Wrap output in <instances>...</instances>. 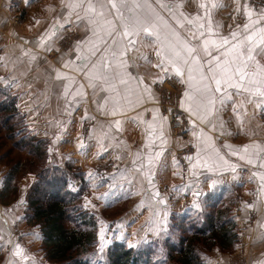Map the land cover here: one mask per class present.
Instances as JSON below:
<instances>
[{
  "label": "crops",
  "instance_id": "0c3cea01",
  "mask_svg": "<svg viewBox=\"0 0 264 264\" xmlns=\"http://www.w3.org/2000/svg\"><path fill=\"white\" fill-rule=\"evenodd\" d=\"M151 2L155 4V0ZM162 2L171 3L173 6L183 2V8L177 10V13L183 11L185 15L191 17L203 16L204 10L198 7V2L206 3L207 0H162ZM219 3L223 6L213 9L211 15L213 25L220 26L218 32L221 36H229L232 31H242L237 25L242 26L246 22L245 6L255 9L256 13L264 11L254 8L247 0H219ZM156 7L160 14L175 26L168 13ZM16 14L19 15V22L13 24L11 18ZM67 14L68 9L61 0H30L27 4L25 0H0V57L4 58L0 61V78H2L0 85L15 94L17 108L24 114L28 130L37 137L47 139L49 151L51 149L50 154L61 161L58 163L73 162L83 171V176L89 185V194L84 198V205L96 208L107 204L125 205V209L115 217H102V223H109L108 229L112 230L111 235L120 240L129 239L128 245L135 246L137 242L152 239L160 231L165 230L169 223L170 211L182 210L188 193L196 191L201 193L191 202L193 207V202L196 201L198 207L194 208H199L202 197L208 191L219 186L229 191L232 186H236L240 193L252 196V200L249 199L245 203L246 207L241 215L247 223L244 226L246 242L240 251L244 256L243 264L264 262V228L260 227L264 224V194L260 192L258 180L250 179L253 172H264V169L254 167L240 160L238 156L229 155L228 150L223 148L225 143L237 148L253 142L264 145V112L258 110L255 104H247V115L243 117V130L237 122L231 105L220 113V117L225 122L223 129L218 127L216 131L209 132L207 125H201L196 121L197 127L203 128L212 137L215 146L221 150L226 159L237 166V169L235 173L226 171L222 174H214L198 167L195 169L197 175L194 176L189 171L188 160L184 158L182 163L176 161L173 149L183 144V141L170 136L166 122L163 125L162 138L159 135V128L155 136L147 137V124L140 123L141 119L152 121L154 108L159 109V116L165 117L159 107L160 96H176L177 107L188 124V140L193 145L195 138L192 131L197 129L189 123L188 113L180 107V98L185 85L179 83V78L176 77L165 79L163 84H152V80L161 74L159 69L152 67V64L158 62L155 47L137 45L139 51H133L127 56L130 67L126 71L132 76L144 78L145 83L152 88L155 102L145 97L144 102L139 106L116 116L108 114L112 107L111 103L103 112L100 111L98 105L103 103L104 97L109 93L100 91V81H93L97 84L95 90L89 87V81L84 75L97 62L100 54L97 53L92 57L85 51L84 45H81L79 55L89 56L83 70L74 71L72 66L63 67L68 61L79 63L76 61L77 43L91 37L86 21L77 24L76 16L73 14L70 22L65 23ZM238 14L242 18L241 21L235 20ZM253 18H257L255 14ZM61 24L63 27H60ZM177 30L182 36H188L184 29ZM209 38L216 39L215 36ZM193 43L198 44L199 41ZM141 54L147 56L151 63L140 59ZM213 54L217 53L213 51ZM201 55L203 56V53ZM261 59L264 61V57ZM57 70L75 78L72 92L83 85L84 95L72 99L66 98L63 95V87L67 81L55 79ZM114 72L115 70L113 74ZM132 86H135V82H132ZM119 90L123 94V86H119ZM241 98L234 97L237 104ZM243 98L246 99V94H243ZM124 107L128 109L127 104ZM240 111L243 113V109ZM138 116L139 119L135 121L132 119ZM116 120L122 122L119 131L114 123ZM221 131L231 135H221ZM147 139L151 142L145 147ZM157 152H160L161 156L154 161L153 186L149 185L147 179L149 169L146 157L149 155L155 157ZM195 153L196 148L192 146L184 157L194 156ZM174 159L177 162L176 166L173 163ZM110 160L117 164L116 168L114 169L113 166L114 170L111 169L104 175L98 173L97 177L93 171L94 166ZM142 164L145 165L143 174L137 171ZM233 176L236 179H233ZM27 179L28 181L22 183L20 187L24 192L31 183L33 175L31 174ZM212 181L217 183L210 188ZM164 188L172 193L171 200L166 197ZM157 191L159 196L154 199L153 193ZM161 199L165 203H159ZM24 201L23 197L17 198L16 206L9 208L13 209L11 214L5 215L0 211V224L5 233H11L9 221L23 224ZM247 205H255V207L249 208ZM248 209L251 212H248ZM26 231L27 237L20 241L5 235L6 238L1 241L0 248L6 246L9 258L7 261L2 260L0 264H44L33 249L42 238L38 226L28 227ZM17 244L24 250L21 257L13 254ZM235 262L232 252H222L216 255L212 264H238Z\"/></svg>",
  "mask_w": 264,
  "mask_h": 264
},
{
  "label": "snow or ice",
  "instance_id": "6c2138e0",
  "mask_svg": "<svg viewBox=\"0 0 264 264\" xmlns=\"http://www.w3.org/2000/svg\"><path fill=\"white\" fill-rule=\"evenodd\" d=\"M29 2L30 0H25L26 4ZM61 3L68 9L65 23L70 22L71 16L75 14L76 23L86 21L87 30L91 33V37L86 41L77 43L76 61L79 63L68 61L63 67L72 66L74 71L83 70L89 56L79 55L81 45H84L85 51L92 57L97 53L100 54L97 62L84 73L89 81V87L95 90L97 84L93 81H100V91L109 93L104 97L103 103L98 105L100 111L103 112L111 103L112 107L108 114L116 116L139 106L144 102L145 97L155 102L152 88L145 83L144 78L132 76L126 71L130 67L127 56L133 51H139L137 45L154 46L158 62L152 64V67L159 69L161 74L152 80V84H163L165 79L176 77L179 78V83L185 85L180 98V107L188 113L189 123L197 129L192 131L195 138L192 146L196 148V153L194 156L185 157L190 164L189 171L194 176L197 175L195 169L198 167L214 174L236 172L237 166L226 159L221 150L215 146L212 137L203 128L197 127L196 121L201 125H207L209 132L216 131L218 127L223 129L225 122L220 117V113L231 105L237 122L243 130V117L247 115V104H255L258 110L264 112V61L261 59L264 57V11L256 13L255 9L245 6L246 22L242 26L237 25L242 31H232L229 36H221L218 32L220 26L213 25L211 15L213 9L223 6L219 0L198 2V7L204 10L203 16L191 17L185 15L183 11L177 13V10L183 8V2L175 6L171 3H163L162 0H155V4L151 0H67V3L61 0ZM156 6L168 13L175 26L160 14ZM254 14L257 18H253ZM57 23L59 24V21ZM60 27H63V24ZM178 28L184 29L188 36H182ZM212 36L216 39L209 38ZM213 51L217 54L214 55ZM139 58L151 63L143 54ZM3 59L0 57V61ZM113 70H115L114 74ZM55 79L67 81L63 87V95L66 98L72 99L84 95L83 85L75 92L71 91L75 83L74 77L57 70ZM132 82H135V86H132ZM119 86H123V94ZM243 94H246V99L243 98ZM234 97H242L239 104ZM125 104L128 105V109H125ZM152 113V121L141 119L140 123L147 124V137L155 136L159 128V135L162 138L163 125L167 118L159 116L158 108L152 109ZM132 119L135 121L139 116ZM114 123L119 131L122 122L116 120ZM220 134L231 135L224 131ZM150 142V139H147L145 147H148ZM223 148L228 150L229 155L238 156L240 160L264 169V145L253 142L237 148L225 143ZM160 156L161 153L157 152L155 157L151 155L146 157L149 185L154 186L155 172L152 169L155 166L154 161ZM133 163L135 164V161ZM173 163L176 166L175 159ZM144 168L145 165L142 164L137 171L143 174ZM252 178L258 180L260 192L264 194V172L255 171L251 174L250 179ZM233 179L236 177L233 176ZM216 183L217 181H212L209 187L212 188ZM193 195L198 197L201 193L196 191ZM158 196V191L153 193L154 199ZM158 202L165 203L162 199ZM193 207H198L196 201L193 202ZM247 207L252 208L255 205H247ZM164 215L166 217L167 213L165 212ZM260 227L264 228V224ZM103 232L104 230L101 229L99 249L101 252L107 243ZM133 246L129 245V247ZM13 254L21 257L24 250L17 244Z\"/></svg>",
  "mask_w": 264,
  "mask_h": 264
},
{
  "label": "trees",
  "instance_id": "16d2710c",
  "mask_svg": "<svg viewBox=\"0 0 264 264\" xmlns=\"http://www.w3.org/2000/svg\"><path fill=\"white\" fill-rule=\"evenodd\" d=\"M17 113L21 112L17 108L15 95L11 94L7 87L0 86V125L7 126L10 116ZM22 128L24 131L20 132V138L24 142L22 146L27 155L41 158L50 154L46 149L47 139L31 134L26 125ZM53 160L52 157L51 161ZM70 168V165H47L36 171L30 170L34 173L35 180L25 193L27 211L24 217L29 223L39 227L42 248L47 259L56 264H89L85 252L79 255L75 254V251L79 247H90L95 242L96 220L90 209L83 206L82 192L87 188L83 172L72 173ZM77 179L80 181L79 187L72 189L70 183ZM11 181L12 174L8 172L4 187H8ZM225 193L226 190L219 186L202 197L199 208H187L180 213L172 212L169 214L167 228L151 240L139 241L133 247L113 241L104 249V258H101L100 262L105 259L107 264H164L173 252H177L182 256L181 260L178 259L181 264H202L194 245L183 246V241L189 242V239L184 237L183 230L189 225L192 236L218 230L220 234H216L221 239L220 243L225 242L228 247L233 246L236 233L232 229L231 217L219 215V209L214 213L207 211L208 207L219 203ZM181 222H184V225H181ZM178 229L182 232L179 235ZM162 246L165 251H160L159 247ZM154 254L157 256L152 258Z\"/></svg>",
  "mask_w": 264,
  "mask_h": 264
},
{
  "label": "rangeland",
  "instance_id": "374dc122",
  "mask_svg": "<svg viewBox=\"0 0 264 264\" xmlns=\"http://www.w3.org/2000/svg\"><path fill=\"white\" fill-rule=\"evenodd\" d=\"M250 5H252L256 9H264V0H247ZM241 16L236 15V21H241ZM11 22L13 24H17L19 22V15L16 14L11 18ZM51 55V53H49ZM1 86V85H0ZM3 87V86H1ZM8 89V88H7ZM9 90V89H8ZM10 91V90H9ZM11 94H14L12 91H10ZM15 95V94H14ZM165 109H170L168 106L172 102V97L168 95L160 96V101H159ZM164 109V115H167L165 113ZM21 112V110H19ZM167 118V116H165ZM166 123L168 126L169 130V124L166 119ZM23 125H26V118L24 117V114L22 113H17L13 116H10L9 122L7 126L0 125V211L7 215L13 213V209H9L11 207L16 206L17 204V198H24L25 200V193L27 189L30 187V185L33 183L35 180V175L31 171H36L37 169H40L43 166L47 165H70V169L73 172H83L80 167L77 164H74L73 162L65 161L62 164L60 159H57L56 156L53 157L52 154L49 155H44L43 157H38L36 158L35 156L27 155L26 150L22 146L24 143L20 137L22 131L24 129L22 128ZM27 126V125H26ZM86 127H84V130ZM19 133V134H18ZM188 132H186V136L182 137L177 134H173L172 131L169 130V134L172 137L178 138L183 141V144L179 146H175L173 149V153L175 156V159L177 162L182 163L184 160V155L190 152V149H192L191 141L188 140ZM189 141V142H188ZM49 142H46V149L48 150L47 152L50 153L49 151ZM44 147V146H43ZM41 151V150H39ZM38 151V152H39ZM40 153V152H39ZM53 157V161H51V156ZM46 156V157H45ZM48 159V160H47ZM60 162V163H58ZM116 163L112 160L102 162L100 164H96L94 166V174L98 177V173L104 175L109 173L111 169L116 168ZM113 169V170H114ZM31 170V171H30ZM10 172L12 174V181L9 184V186L4 187V183L6 180V176ZM33 175V179L31 180V183L27 186L28 188L26 191H22L21 184L25 183L28 181V176ZM84 174V173H83ZM27 179V180H26ZM83 180L87 183V188L84 189L82 192L83 198L82 202L84 201V198L89 194V185L86 179L83 176ZM80 181L74 180L72 183H70L72 189H77L79 187ZM236 186H232L229 191H226L225 195L223 198L219 199V203L216 205H213V207H208L207 211L215 212L217 209L220 211L218 212L219 215L224 216H229L231 217L232 223H233V228L230 226L236 233V241L234 242V245L231 247H228V244L225 242L220 243L221 239L220 237L218 238L217 233L220 234V232L217 230L214 233L207 232L204 235H198V236H192V231L189 229V225L186 226L183 230L184 237H187L189 239V242L186 243V240L183 241V246L189 245L192 246L194 245V248L197 251V255L199 260L202 261V264H212L214 261V258L216 257L217 254H220L222 252H232V256L235 263L239 264V261L244 259V256L241 254V249L244 247L245 242H246V235H245V230L244 226L247 224L245 223L244 219L241 218L242 212L244 208L246 207V202L252 200L251 195H245L242 194L238 191V188H235ZM164 193L166 194V197L171 200L172 199V193L170 191H167L166 188H164ZM251 196V197H250ZM195 199V196L193 193H188L185 196L184 202L185 204L183 205L182 210H171L169 214L172 212H182L184 209L187 208H194L191 205L192 200ZM25 202V201H24ZM83 206L87 209H90L91 213L94 215L95 220H96V231H95V242L90 247H79L76 249L75 254H83L82 252H85L86 256L88 257V262L89 264H107L105 259L100 262L101 258H104V250L101 252L100 249V236H101V229L104 230L103 235L104 239L107 241L105 248L109 244H111L113 241H119L125 246L129 247L128 241L129 239H117L115 236L111 235L112 230L108 229L110 228L108 222L102 223V217H115L117 214H120L125 209V205H119V204H107L104 205L103 207L96 208V207H87L84 205ZM27 210H25V203L24 206L22 207V213H23V224L21 223H13L17 221H9L10 222V228H11V233H5L6 231L1 228L0 224V243L2 240L6 238L5 235H9V237H12L18 241L20 240H25L26 235V229L28 227H37L36 224H31L26 220V217H24V214ZM248 212H251L248 209ZM185 222V221H184ZM184 222H181V225H184ZM39 228V227H38ZM109 230V231H107ZM180 229H178L177 234H181ZM197 237V239L194 240V238ZM34 238V237H33ZM148 238V237H146ZM153 238V237H152ZM42 240V238H41ZM40 242L33 247L34 251L41 257L42 262L44 264H56L55 262L47 259V255H45V251L43 250L42 243ZM151 240V239H148ZM146 240V241H148ZM142 241V240H141ZM138 243V242H137ZM136 243V244H137ZM135 244V245H136ZM219 244V245H217ZM223 244V246L221 245ZM1 245V244H0ZM160 251H165V247H159ZM234 252V253H233ZM157 255L159 253H156ZM154 254L152 255V258H155L157 255ZM182 256H179L177 252H173L171 254L170 258H167L164 261V264H181L179 260H181ZM8 256V251L6 246L0 248V262L2 260L7 261Z\"/></svg>",
  "mask_w": 264,
  "mask_h": 264
},
{
  "label": "built area",
  "instance_id": "2783aa9c",
  "mask_svg": "<svg viewBox=\"0 0 264 264\" xmlns=\"http://www.w3.org/2000/svg\"><path fill=\"white\" fill-rule=\"evenodd\" d=\"M160 109L162 112L164 111L165 107L160 103L159 104ZM171 110L165 109V113H167V121L169 124V130L172 131L173 134H177L179 136L185 137L187 131V122L185 118L181 115L179 108L177 107V97L172 96V102L168 106ZM164 113V112H163ZM48 160V159H47ZM244 259L239 261V264H243Z\"/></svg>",
  "mask_w": 264,
  "mask_h": 264
}]
</instances>
